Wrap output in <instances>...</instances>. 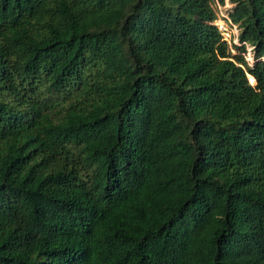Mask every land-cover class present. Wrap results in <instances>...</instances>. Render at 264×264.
I'll return each mask as SVG.
<instances>
[{"label": "trees", "instance_id": "obj_1", "mask_svg": "<svg viewBox=\"0 0 264 264\" xmlns=\"http://www.w3.org/2000/svg\"><path fill=\"white\" fill-rule=\"evenodd\" d=\"M228 1L236 54L208 0H0V264H264V0Z\"/></svg>", "mask_w": 264, "mask_h": 264}, {"label": "built area", "instance_id": "obj_2", "mask_svg": "<svg viewBox=\"0 0 264 264\" xmlns=\"http://www.w3.org/2000/svg\"><path fill=\"white\" fill-rule=\"evenodd\" d=\"M223 5L226 8V14L224 13H216V19H215V24L218 26L222 38L223 40L227 41L229 43V45L231 44L230 41L234 39L235 44H241L240 40H239V36H240V27L237 24L232 23L231 19H230V13L229 10L232 8V4L227 0L225 4H217V8L219 9V7ZM247 46V59L249 61H252L253 58V47L250 46L249 44L246 43ZM250 79V76H249ZM250 83L252 85H254L256 83H252L250 81Z\"/></svg>", "mask_w": 264, "mask_h": 264}, {"label": "rangeland", "instance_id": "obj_3", "mask_svg": "<svg viewBox=\"0 0 264 264\" xmlns=\"http://www.w3.org/2000/svg\"><path fill=\"white\" fill-rule=\"evenodd\" d=\"M208 2H209V5H210V7H211V9L213 10V12H214V14H216L217 12L218 13H224V14H226V8L223 6V5H221L220 7H219V9L217 8V4H215L212 0H208ZM229 13H230V11H229ZM230 46H231V50H232V53L233 54H236L237 53V50L235 49V42H234V39L233 40H231L230 41Z\"/></svg>", "mask_w": 264, "mask_h": 264}]
</instances>
